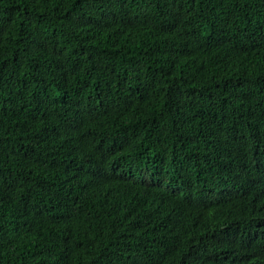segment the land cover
Here are the masks:
<instances>
[{
	"label": "trees",
	"instance_id": "16d2710c",
	"mask_svg": "<svg viewBox=\"0 0 264 264\" xmlns=\"http://www.w3.org/2000/svg\"><path fill=\"white\" fill-rule=\"evenodd\" d=\"M0 264H264V0H0Z\"/></svg>",
	"mask_w": 264,
	"mask_h": 264
}]
</instances>
